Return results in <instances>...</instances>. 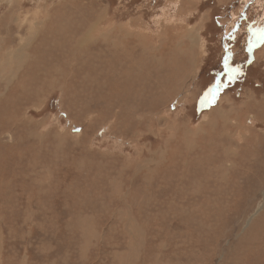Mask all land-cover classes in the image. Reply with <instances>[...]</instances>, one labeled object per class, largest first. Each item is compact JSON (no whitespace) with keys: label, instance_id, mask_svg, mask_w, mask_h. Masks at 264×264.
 <instances>
[{"label":"rangeland","instance_id":"374dc122","mask_svg":"<svg viewBox=\"0 0 264 264\" xmlns=\"http://www.w3.org/2000/svg\"><path fill=\"white\" fill-rule=\"evenodd\" d=\"M0 264H264V0H0Z\"/></svg>","mask_w":264,"mask_h":264},{"label":"trees","instance_id":"16d2710c","mask_svg":"<svg viewBox=\"0 0 264 264\" xmlns=\"http://www.w3.org/2000/svg\"><path fill=\"white\" fill-rule=\"evenodd\" d=\"M220 66H223V63L220 64ZM203 71V68H202ZM222 74L221 76L223 77V82L222 85H225V83L228 81L230 82H234L233 80L229 79L228 76H233L232 74H229L227 71L222 70ZM202 75L204 76V73L202 72ZM208 83V82H207ZM206 83V84H207ZM236 86H238L236 84ZM216 92L214 91V88L211 86H206L205 92L202 95V97L200 98V100L196 103V110L198 111H202L208 108L209 105H211L213 103L214 97H215Z\"/></svg>","mask_w":264,"mask_h":264},{"label":"bare ground","instance_id":"6f19581e","mask_svg":"<svg viewBox=\"0 0 264 264\" xmlns=\"http://www.w3.org/2000/svg\"><path fill=\"white\" fill-rule=\"evenodd\" d=\"M174 65V64H173Z\"/></svg>","mask_w":264,"mask_h":264}]
</instances>
